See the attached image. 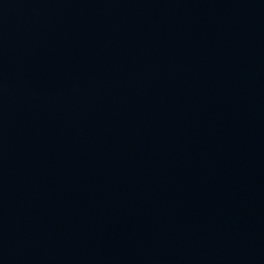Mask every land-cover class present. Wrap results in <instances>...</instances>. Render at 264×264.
<instances>
[{"label":"water","instance_id":"water-1","mask_svg":"<svg viewBox=\"0 0 264 264\" xmlns=\"http://www.w3.org/2000/svg\"><path fill=\"white\" fill-rule=\"evenodd\" d=\"M0 264H264V0H0Z\"/></svg>","mask_w":264,"mask_h":264}]
</instances>
